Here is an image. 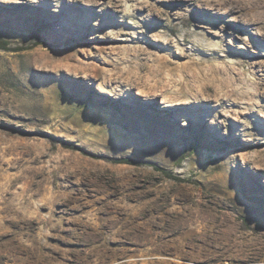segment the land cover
Masks as SVG:
<instances>
[{
    "label": "rangeland",
    "instance_id": "obj_1",
    "mask_svg": "<svg viewBox=\"0 0 264 264\" xmlns=\"http://www.w3.org/2000/svg\"><path fill=\"white\" fill-rule=\"evenodd\" d=\"M253 1L0 0V264H264Z\"/></svg>",
    "mask_w": 264,
    "mask_h": 264
},
{
    "label": "bare ground",
    "instance_id": "obj_2",
    "mask_svg": "<svg viewBox=\"0 0 264 264\" xmlns=\"http://www.w3.org/2000/svg\"><path fill=\"white\" fill-rule=\"evenodd\" d=\"M25 3V2H24ZM253 3L258 7V8H263V10L260 12V14H259V17H260V19H264V0H254L253 1ZM230 11H231V9H230ZM180 13V12H179ZM242 13V12H241ZM194 18H196V17H194ZM255 18V17H254ZM249 19H253L252 17L251 18H249ZM248 20V19H247ZM195 23H197V22H195ZM198 24V23H197ZM215 24H217L216 22H215ZM203 27L205 28L204 29V31H205V33H204V36L207 38V39H211L212 41H218V40H220L221 41V38H220V34L219 33H217V32H215V31H213L211 28H208L206 25H203ZM220 28V27H219ZM231 32V34L232 35H234V36H236L235 35V32H233V31H230ZM222 41H223V43L224 44H228V45H231V46H233V47H236V46H234V45H236L237 44V42H233V43H230L226 38H222ZM239 47H241L242 48V45H238ZM220 47V46H219ZM222 52H226V50L225 49H223L222 47H221V49H220ZM219 51V50H218ZM109 52V51H108ZM119 52V51H118ZM219 54V53H218ZM222 54V53H221ZM86 66V65H85ZM196 71V70H195ZM89 72V71H88ZM192 72V71H191ZM93 73V72H92ZM238 75V74H237ZM89 76V75H88ZM108 78V77H107ZM149 80V79H148ZM192 80V79H191ZM150 82V81H149ZM149 82H148V85H150L149 84ZM155 82V81H154ZM136 93L137 94H139V95H141V96H144V97H147L146 95H145V90L144 89H140L139 87H137L136 88ZM221 93V92H220ZM207 94V93H206ZM222 94V93H221ZM200 95V94H199ZM164 98V97H163Z\"/></svg>",
    "mask_w": 264,
    "mask_h": 264
},
{
    "label": "trees",
    "instance_id": "obj_3",
    "mask_svg": "<svg viewBox=\"0 0 264 264\" xmlns=\"http://www.w3.org/2000/svg\"><path fill=\"white\" fill-rule=\"evenodd\" d=\"M5 43L0 41V47H4ZM115 162H122V163H130V164H138V160H134L130 157H122V158H116L113 159ZM153 167L155 169H161L160 166H158L157 164H153Z\"/></svg>",
    "mask_w": 264,
    "mask_h": 264
}]
</instances>
